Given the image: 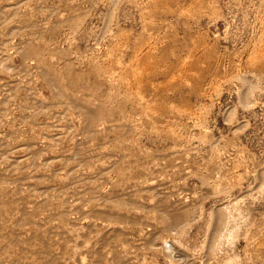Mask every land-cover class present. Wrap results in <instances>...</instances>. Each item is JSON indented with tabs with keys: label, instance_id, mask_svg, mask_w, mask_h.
Masks as SVG:
<instances>
[{
	"label": "rangeland",
	"instance_id": "374dc122",
	"mask_svg": "<svg viewBox=\"0 0 264 264\" xmlns=\"http://www.w3.org/2000/svg\"><path fill=\"white\" fill-rule=\"evenodd\" d=\"M0 264H264V0H0Z\"/></svg>",
	"mask_w": 264,
	"mask_h": 264
}]
</instances>
